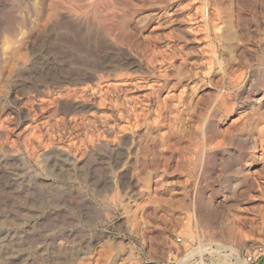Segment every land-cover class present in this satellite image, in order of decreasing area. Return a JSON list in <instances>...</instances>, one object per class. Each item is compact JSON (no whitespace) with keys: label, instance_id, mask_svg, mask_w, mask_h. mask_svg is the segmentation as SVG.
<instances>
[{"label":"rangeland","instance_id":"rangeland-1","mask_svg":"<svg viewBox=\"0 0 264 264\" xmlns=\"http://www.w3.org/2000/svg\"><path fill=\"white\" fill-rule=\"evenodd\" d=\"M264 261V0H0V264Z\"/></svg>","mask_w":264,"mask_h":264},{"label":"built area","instance_id":"built-area-1","mask_svg":"<svg viewBox=\"0 0 264 264\" xmlns=\"http://www.w3.org/2000/svg\"><path fill=\"white\" fill-rule=\"evenodd\" d=\"M260 250H253L250 254L244 256L245 264H255L260 257Z\"/></svg>","mask_w":264,"mask_h":264},{"label":"crops","instance_id":"crops-1","mask_svg":"<svg viewBox=\"0 0 264 264\" xmlns=\"http://www.w3.org/2000/svg\"><path fill=\"white\" fill-rule=\"evenodd\" d=\"M255 264H264V261H261L260 259H258Z\"/></svg>","mask_w":264,"mask_h":264}]
</instances>
